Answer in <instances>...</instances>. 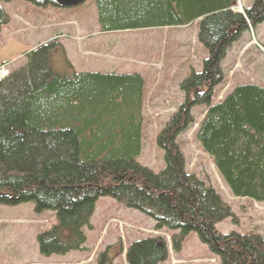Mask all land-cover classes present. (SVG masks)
Instances as JSON below:
<instances>
[{"label": "trees", "instance_id": "obj_1", "mask_svg": "<svg viewBox=\"0 0 264 264\" xmlns=\"http://www.w3.org/2000/svg\"><path fill=\"white\" fill-rule=\"evenodd\" d=\"M92 2L101 34L198 24L196 40L207 56L200 72L190 68L179 82L184 101L157 134L164 167L154 173L137 162L144 76L76 72L52 40L26 53L25 64L0 79V206L29 204L35 214L54 215V225L36 237L42 257L83 251V230L97 201L108 198L153 220L156 230L174 233L175 251L192 233L220 264H264V234L217 231L232 214L204 179L186 173L176 143L193 123L190 110L202 107L197 144L234 198L264 202V85H236L214 101V89L224 80L221 62L247 25L264 22V0H254L244 14L231 10L236 0ZM7 22L0 7V28ZM56 54L61 69L51 63ZM110 249L96 264H113ZM166 258L162 239L155 237L137 239L124 252L126 264Z\"/></svg>", "mask_w": 264, "mask_h": 264}, {"label": "rangeland", "instance_id": "obj_2", "mask_svg": "<svg viewBox=\"0 0 264 264\" xmlns=\"http://www.w3.org/2000/svg\"><path fill=\"white\" fill-rule=\"evenodd\" d=\"M253 1L236 0L231 10L244 14ZM0 7L8 15V22L0 28V78L22 67L26 53L52 40L60 44L65 60L76 72H138L144 76L142 149L137 162L154 173L162 170L157 134L184 101L179 82L190 68L200 72L207 56L196 40L198 24L101 34L92 0L68 9L39 7L23 0L0 3ZM51 63L57 69L65 66L58 54ZM221 69L224 80L214 89V101H220L236 85H264V22L255 28L247 25L228 49ZM203 112L202 107H193V123L176 138L185 171L204 179L229 208L232 216L217 225L219 233L263 235L264 202L234 198L195 140ZM53 216L50 212L35 214L29 204L0 206V264H96L98 255L108 247L113 264H126L124 252L131 242L154 237L162 239L167 250V258L160 264H220L195 234L182 239L175 251L171 241L174 233L165 228L156 230L153 220L108 198L97 201L89 227L83 230V251L42 257L36 237L54 225Z\"/></svg>", "mask_w": 264, "mask_h": 264}, {"label": "water", "instance_id": "obj_3", "mask_svg": "<svg viewBox=\"0 0 264 264\" xmlns=\"http://www.w3.org/2000/svg\"><path fill=\"white\" fill-rule=\"evenodd\" d=\"M36 2L50 1L59 8H72L82 4L85 0H33Z\"/></svg>", "mask_w": 264, "mask_h": 264}, {"label": "crops", "instance_id": "obj_4", "mask_svg": "<svg viewBox=\"0 0 264 264\" xmlns=\"http://www.w3.org/2000/svg\"><path fill=\"white\" fill-rule=\"evenodd\" d=\"M79 72V71H78ZM91 72V71H90Z\"/></svg>", "mask_w": 264, "mask_h": 264}]
</instances>
